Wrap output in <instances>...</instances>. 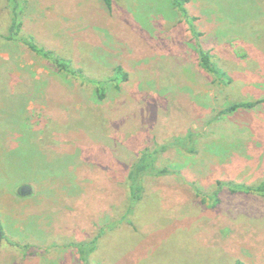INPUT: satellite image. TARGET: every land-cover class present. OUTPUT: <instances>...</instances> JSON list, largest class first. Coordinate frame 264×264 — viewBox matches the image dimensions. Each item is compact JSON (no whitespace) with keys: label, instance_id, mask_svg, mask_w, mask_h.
<instances>
[{"label":"rangeland","instance_id":"obj_1","mask_svg":"<svg viewBox=\"0 0 264 264\" xmlns=\"http://www.w3.org/2000/svg\"><path fill=\"white\" fill-rule=\"evenodd\" d=\"M184 1L0 0V264H264V1Z\"/></svg>","mask_w":264,"mask_h":264},{"label":"trees","instance_id":"obj_2","mask_svg":"<svg viewBox=\"0 0 264 264\" xmlns=\"http://www.w3.org/2000/svg\"><path fill=\"white\" fill-rule=\"evenodd\" d=\"M264 1V0H263ZM11 4V25L9 32H13L16 34L20 27L21 23L17 21L15 12L18 9L19 5L15 2V0H10ZM172 2L177 6L178 9L182 12V14L187 17V12L184 9V0H172ZM25 45L29 48L31 52L34 54L48 60L52 64H54L56 67L59 68V70L64 71L72 76H79L78 71H74L71 67L68 61L59 58L55 56L51 51L44 49L43 47L36 44L34 41V38L32 36H26L21 39ZM199 59L201 66L206 69L208 72L214 74L215 76L221 78V74L218 72L214 64L210 61V56L204 52L199 51ZM81 76V75H80ZM124 75L120 74L119 68L116 70V76L112 81L120 83L124 79ZM93 84L97 86V98L102 99L104 94V88L102 87V83L98 81H91ZM257 103H250V102H243L237 105H234L231 110H238V109H251L253 108ZM163 174L165 173V170L163 171H157L155 167L153 166V162L150 159H147L145 157H142L137 163L133 164L130 168V171L127 174V191L129 195V200L131 203L139 201L142 191V179L145 174ZM242 188V187H238ZM254 190V192H264V184L259 185L257 188L254 189H246V191ZM0 230H1V239H4V233L2 230V225L0 223ZM235 264H242L240 261L235 262Z\"/></svg>","mask_w":264,"mask_h":264},{"label":"water","instance_id":"obj_3","mask_svg":"<svg viewBox=\"0 0 264 264\" xmlns=\"http://www.w3.org/2000/svg\"><path fill=\"white\" fill-rule=\"evenodd\" d=\"M0 241H1V230H0Z\"/></svg>","mask_w":264,"mask_h":264},{"label":"flooded vegetation","instance_id":"obj_4","mask_svg":"<svg viewBox=\"0 0 264 264\" xmlns=\"http://www.w3.org/2000/svg\"><path fill=\"white\" fill-rule=\"evenodd\" d=\"M3 239H1V241H2ZM1 241H0V243H1Z\"/></svg>","mask_w":264,"mask_h":264}]
</instances>
